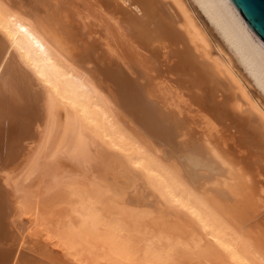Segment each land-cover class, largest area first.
<instances>
[{
	"label": "bare ground",
	"instance_id": "1",
	"mask_svg": "<svg viewBox=\"0 0 264 264\" xmlns=\"http://www.w3.org/2000/svg\"><path fill=\"white\" fill-rule=\"evenodd\" d=\"M3 55L0 264H264V46L228 0H0Z\"/></svg>",
	"mask_w": 264,
	"mask_h": 264
},
{
	"label": "water",
	"instance_id": "2",
	"mask_svg": "<svg viewBox=\"0 0 264 264\" xmlns=\"http://www.w3.org/2000/svg\"><path fill=\"white\" fill-rule=\"evenodd\" d=\"M264 46V0H228Z\"/></svg>",
	"mask_w": 264,
	"mask_h": 264
},
{
	"label": "snow or ice",
	"instance_id": "3",
	"mask_svg": "<svg viewBox=\"0 0 264 264\" xmlns=\"http://www.w3.org/2000/svg\"><path fill=\"white\" fill-rule=\"evenodd\" d=\"M8 55L0 56V100L4 97L9 99H18L22 89L27 87L23 77V70L13 71L9 65L5 63ZM5 78L7 82L5 83Z\"/></svg>",
	"mask_w": 264,
	"mask_h": 264
},
{
	"label": "rangeland",
	"instance_id": "4",
	"mask_svg": "<svg viewBox=\"0 0 264 264\" xmlns=\"http://www.w3.org/2000/svg\"><path fill=\"white\" fill-rule=\"evenodd\" d=\"M217 33H218V32L215 30V31H214V34L217 35ZM217 36H218L219 39L221 38V36H219V34H218ZM217 36H216V37H217ZM218 38H217V39H218ZM220 41H222V38L220 39ZM251 83H252V85H253V81H251ZM253 86H254V87H253V89H254L253 92L256 93V95H259V96L261 97V99H263V101H264V96H263V94L258 92L259 90L257 89V87H256L255 85H253ZM253 89H252V90H253ZM257 90H258V91H257ZM255 91H256V92H255ZM257 93H259V94H257Z\"/></svg>",
	"mask_w": 264,
	"mask_h": 264
}]
</instances>
